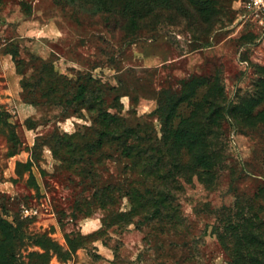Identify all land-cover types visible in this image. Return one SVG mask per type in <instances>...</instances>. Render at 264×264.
Here are the masks:
<instances>
[{
    "label": "rangeland",
    "instance_id": "374dc122",
    "mask_svg": "<svg viewBox=\"0 0 264 264\" xmlns=\"http://www.w3.org/2000/svg\"><path fill=\"white\" fill-rule=\"evenodd\" d=\"M245 1L201 0L208 25L128 44L70 0H0L8 105L24 104L0 112V215L17 229L0 261L264 264V38ZM201 130L213 166L182 178Z\"/></svg>",
    "mask_w": 264,
    "mask_h": 264
},
{
    "label": "trees",
    "instance_id": "16d2710c",
    "mask_svg": "<svg viewBox=\"0 0 264 264\" xmlns=\"http://www.w3.org/2000/svg\"><path fill=\"white\" fill-rule=\"evenodd\" d=\"M200 1L201 0H70L74 7L75 14H79V11H81V14H85V17H90L92 19L96 17L99 18L100 25L111 33L114 31L121 32L123 35L122 42L128 44H134L139 39L153 38L159 26L165 24L175 26V22H177L179 17H183L186 20L195 18L200 25H208L211 21V15L209 14L210 6ZM221 97H223V92ZM229 115L235 118L236 112L233 110ZM202 131L203 130L197 132L196 142L191 140L188 144L186 143L183 149L189 156H196L195 161L182 166L180 161L175 159V172L182 178L188 179L189 172L194 175L202 176L200 172L209 170L213 166L206 162L205 144L202 143L198 148L195 147L204 137ZM182 137L181 142L186 140L184 136ZM166 144L169 153L172 154L170 145H168V143ZM166 197L167 195L165 198ZM165 204V201H162L160 206H165ZM16 231L17 229L14 228L13 224L4 220L0 215L1 237L12 239V233ZM9 251L8 256L0 261V264L16 263L13 254H11V249Z\"/></svg>",
    "mask_w": 264,
    "mask_h": 264
},
{
    "label": "crops",
    "instance_id": "0c3cea01",
    "mask_svg": "<svg viewBox=\"0 0 264 264\" xmlns=\"http://www.w3.org/2000/svg\"><path fill=\"white\" fill-rule=\"evenodd\" d=\"M10 78L15 81L17 84V92L13 93L10 89ZM11 91V92H10ZM20 86H19V78L15 72L14 67L10 65L7 57L4 58V56L0 53V112L6 113V114H12L13 115H21L22 106L24 104L18 103L15 104V109L13 107L12 110H10V107L8 105L9 102L16 103L18 100H20ZM12 118H8L10 120ZM3 138H6L4 131L0 128V140ZM7 140V139H6ZM9 186L6 179L0 180V190H3Z\"/></svg>",
    "mask_w": 264,
    "mask_h": 264
},
{
    "label": "built area",
    "instance_id": "2783aa9c",
    "mask_svg": "<svg viewBox=\"0 0 264 264\" xmlns=\"http://www.w3.org/2000/svg\"><path fill=\"white\" fill-rule=\"evenodd\" d=\"M239 12L243 24H250L264 38V0H246L241 4ZM24 214L34 217L38 215V211L25 209Z\"/></svg>",
    "mask_w": 264,
    "mask_h": 264
}]
</instances>
